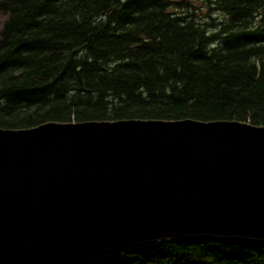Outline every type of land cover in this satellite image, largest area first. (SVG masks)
Listing matches in <instances>:
<instances>
[{
  "label": "trees",
  "instance_id": "obj_1",
  "mask_svg": "<svg viewBox=\"0 0 264 264\" xmlns=\"http://www.w3.org/2000/svg\"><path fill=\"white\" fill-rule=\"evenodd\" d=\"M0 15L1 128L264 126V0H0ZM103 256L77 264H264V246L166 240Z\"/></svg>",
  "mask_w": 264,
  "mask_h": 264
},
{
  "label": "water",
  "instance_id": "obj_2",
  "mask_svg": "<svg viewBox=\"0 0 264 264\" xmlns=\"http://www.w3.org/2000/svg\"><path fill=\"white\" fill-rule=\"evenodd\" d=\"M166 240L264 246V126L0 127V264H77Z\"/></svg>",
  "mask_w": 264,
  "mask_h": 264
},
{
  "label": "rangeland",
  "instance_id": "obj_3",
  "mask_svg": "<svg viewBox=\"0 0 264 264\" xmlns=\"http://www.w3.org/2000/svg\"><path fill=\"white\" fill-rule=\"evenodd\" d=\"M214 17H216V18H217V17H218V15H216V14H215V15H214ZM2 20H3V17L0 15V26H1V22H2Z\"/></svg>",
  "mask_w": 264,
  "mask_h": 264
},
{
  "label": "bare ground",
  "instance_id": "obj_4",
  "mask_svg": "<svg viewBox=\"0 0 264 264\" xmlns=\"http://www.w3.org/2000/svg\"><path fill=\"white\" fill-rule=\"evenodd\" d=\"M122 252V251H121ZM112 254V253H111ZM104 257V256H103ZM91 260V259H90ZM82 263V262H81Z\"/></svg>",
  "mask_w": 264,
  "mask_h": 264
}]
</instances>
